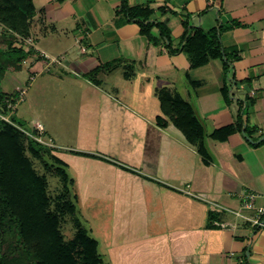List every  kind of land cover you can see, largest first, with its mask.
Instances as JSON below:
<instances>
[{"label":"crops","instance_id":"crops-1","mask_svg":"<svg viewBox=\"0 0 264 264\" xmlns=\"http://www.w3.org/2000/svg\"><path fill=\"white\" fill-rule=\"evenodd\" d=\"M128 1L156 9L175 46L185 22L238 24L221 37L239 55L234 80L220 60L191 68L185 53L152 44L118 15L121 0H31L22 64L59 104L36 102L33 127L54 135L105 264H264V228L243 208L250 194L264 207V143L252 144L264 138V0ZM0 61L3 92L21 89L12 69L22 64ZM94 70L99 84L85 77ZM246 100L248 138L233 130ZM193 115L200 132L185 129Z\"/></svg>","mask_w":264,"mask_h":264},{"label":"trees","instance_id":"trees-1","mask_svg":"<svg viewBox=\"0 0 264 264\" xmlns=\"http://www.w3.org/2000/svg\"><path fill=\"white\" fill-rule=\"evenodd\" d=\"M159 10L164 11V8ZM34 12L31 0H0V24L23 39L30 35ZM155 13L156 9L149 5L131 6L128 0H121L118 9L123 22L137 24L142 35L149 37L152 44L164 46L169 55L185 53L191 68L204 66L210 60H220L225 83L234 80L232 71L239 55L235 51L227 52L221 37L225 30L238 24L223 25L219 22L216 27L204 32L185 22L180 43L175 46L167 23L157 20ZM153 30L158 31V36L152 34ZM27 56L22 47L0 50V59H8L18 68ZM98 71H91L85 77L99 84L95 79ZM2 77L3 70L0 69V81ZM19 95L20 92L6 93L0 88V243L8 241L7 251L3 252L0 244V264H20L25 259L29 264H105L99 240L78 215L75 181L68 164L56 155L55 147L35 139L40 135L35 127L28 128L14 118L13 106L18 102ZM249 104H253V100L241 102L233 125V130L247 138L244 112ZM200 123L193 115L186 121L188 128L185 129L194 132L198 128L200 132ZM262 143L264 138L252 144ZM71 153L91 156L77 151ZM34 160L59 176L61 189L55 197L49 196L48 180L36 170ZM68 216L76 233L67 240L62 233V225Z\"/></svg>","mask_w":264,"mask_h":264},{"label":"rangeland","instance_id":"rangeland-1","mask_svg":"<svg viewBox=\"0 0 264 264\" xmlns=\"http://www.w3.org/2000/svg\"><path fill=\"white\" fill-rule=\"evenodd\" d=\"M13 38H15V39H13ZM13 46L26 48L27 47V39L25 40V39L15 35L13 32L9 31L5 26L0 24V50H8ZM0 60H2V58ZM5 65H6V67H5L6 69L10 68V66H8L7 64H5ZM28 68H29V66L27 64H22L21 69H18V70L14 67H13V69L10 68L13 71L15 70V73H16L15 75L18 77L19 81L22 84L21 89H18L15 91L16 94H18L19 92L21 94V92H23L22 99L16 104V106L13 109V115H14V118L16 120L22 121L26 127L33 128V125H32L33 121H31V116L33 117V115H35L34 111H37V109H38V107L35 106L36 102L38 103L41 100H45V101L52 100L54 107L59 106V104L58 105L56 104L55 92H53L52 96L49 97L48 99H45L44 95H40L41 94L40 91L42 89H45L43 87L44 84L42 85L43 80L40 76L37 77V75L31 74V76L37 77L36 81L34 82V84L31 87V85L28 83V79L30 78ZM0 88H3L1 83H0ZM8 89L9 90L13 89V86L10 84V87H8ZM54 90H56V89H54ZM72 96L73 95L69 96V94H68L66 96V101H68V99H72ZM54 113H55V115H57L59 113V111L57 112V110L54 109ZM4 119H6V118H4ZM44 138L47 140H51L53 143H55L54 135H47L46 134V135H44ZM34 163H35L36 170L39 172V174L45 175L47 180H48V194H49V196L55 197L61 189V180H60L59 176L56 175L55 173L47 170L45 168V166L43 164H41L40 162L34 160ZM79 213H80V211L78 210V215L81 216ZM82 219L84 220L85 226L88 229H90L91 227L94 226L91 224V221H89V218L86 220V218L82 217ZM62 233H63L65 239H67V240L74 237V235L76 233V229L74 228L69 216L66 218V221L62 225ZM92 234L94 235V233H92ZM100 238H101L100 243L103 244L102 243V242H104L103 236L100 235ZM0 244L2 245L3 252L7 251L8 241L4 240ZM102 250H103V248L100 247L101 253L103 252ZM103 258L105 259V256H103ZM20 264H29V261L25 259V260H22Z\"/></svg>","mask_w":264,"mask_h":264},{"label":"built area","instance_id":"built-area-1","mask_svg":"<svg viewBox=\"0 0 264 264\" xmlns=\"http://www.w3.org/2000/svg\"><path fill=\"white\" fill-rule=\"evenodd\" d=\"M22 97H23V92H21V94L19 95L18 102L22 99ZM16 104L14 106L12 104H10V106H13V108H14L16 106ZM35 128L37 129V131L40 134L39 136L35 137V139L37 141H39L40 143H42V144H44L46 146H50V147H54L55 146L51 140H47V139L44 138V127L41 124H37L35 126ZM184 192H186L188 194H191L189 189L184 190ZM255 198H256L255 194L248 195L247 198L244 201L243 208H245V209H255L256 213L254 214V216H252L250 218H247V220H249L251 222V224L254 225L255 227L262 229V228H264V207H257L255 205V203H254ZM234 214L236 216H238V217H244L243 214L240 211H236V212H234Z\"/></svg>","mask_w":264,"mask_h":264}]
</instances>
